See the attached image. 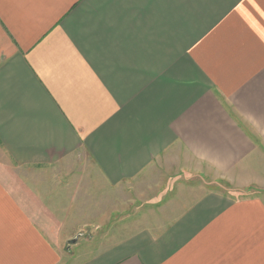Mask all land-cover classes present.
Returning a JSON list of instances; mask_svg holds the SVG:
<instances>
[{
	"label": "crops",
	"instance_id": "crops-1",
	"mask_svg": "<svg viewBox=\"0 0 264 264\" xmlns=\"http://www.w3.org/2000/svg\"><path fill=\"white\" fill-rule=\"evenodd\" d=\"M211 183L264 193V0H0V264H264Z\"/></svg>",
	"mask_w": 264,
	"mask_h": 264
},
{
	"label": "rangeland",
	"instance_id": "rangeland-1",
	"mask_svg": "<svg viewBox=\"0 0 264 264\" xmlns=\"http://www.w3.org/2000/svg\"><path fill=\"white\" fill-rule=\"evenodd\" d=\"M209 188H217L218 190L230 194L232 197H248V196H260L264 198V193L261 191L253 192H236L226 183H211L208 185ZM128 211V213H127ZM143 210H141L142 212ZM137 208H129L123 215H114L112 217L111 225H102L100 228L95 229L94 227L86 228L84 232H81V236L76 237L73 243L66 244L65 256L66 261L68 257L72 256H84L92 255L103 250V247L108 245V240H122L136 234L135 229L142 227L143 221L146 216L136 215Z\"/></svg>",
	"mask_w": 264,
	"mask_h": 264
},
{
	"label": "water",
	"instance_id": "water-1",
	"mask_svg": "<svg viewBox=\"0 0 264 264\" xmlns=\"http://www.w3.org/2000/svg\"><path fill=\"white\" fill-rule=\"evenodd\" d=\"M71 242H74V241H71Z\"/></svg>",
	"mask_w": 264,
	"mask_h": 264
}]
</instances>
